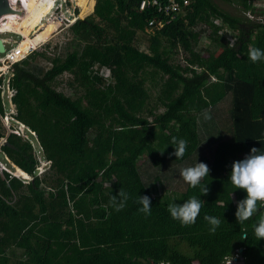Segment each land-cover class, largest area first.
I'll use <instances>...</instances> for the list:
<instances>
[{"label":"trees","instance_id":"16d2710c","mask_svg":"<svg viewBox=\"0 0 264 264\" xmlns=\"http://www.w3.org/2000/svg\"><path fill=\"white\" fill-rule=\"evenodd\" d=\"M190 1L170 24L154 28L145 51L136 45L137 34L153 19L169 16L157 9L139 12L135 0H76L82 16L95 5L93 14L71 27L79 46L51 58L47 69L33 64L44 55L38 51L14 64L16 117L37 134L43 159L52 163L46 173L55 178L37 175L43 159L29 139L11 133L2 143L1 152L32 179L0 172V264H12V256L19 258L15 264H224L239 249L244 264H264V239L256 240L253 231L259 213L237 223L236 201L246 192L228 179L233 161L252 147L264 151V61L248 58L249 47L264 50V23L245 15L253 10L252 0H223L239 3L244 16L229 13L217 0ZM35 2L27 0L25 10ZM225 27L235 42L226 38ZM204 35L210 46L201 51ZM178 48L184 64L171 61L170 50ZM104 68L109 77L102 75ZM64 72L74 75L78 95L54 86ZM222 105L225 112H217ZM211 131L218 133L212 142ZM172 137L187 141L180 159L172 155ZM200 147L209 148V155ZM195 158L210 169L199 186L183 180L174 198L151 196L142 164L166 173L167 164L189 166ZM120 188L129 198L116 211L110 194ZM138 195L150 197V215L138 210ZM191 196L204 206L196 222L184 226L167 208ZM206 214L221 220L214 234ZM245 231L248 238L242 239Z\"/></svg>","mask_w":264,"mask_h":264},{"label":"rangeland","instance_id":"374dc122","mask_svg":"<svg viewBox=\"0 0 264 264\" xmlns=\"http://www.w3.org/2000/svg\"><path fill=\"white\" fill-rule=\"evenodd\" d=\"M89 0H87L88 2ZM264 1V0H262ZM217 3L219 4V6L221 8H223L224 10L228 11L229 13L235 15L236 13H238V15H242L244 16L243 12H241V6L239 3H228L225 2L223 0H217ZM261 2L259 0H255L254 2V6L257 5H261ZM53 4V0H39L37 1L34 5H33V9L31 11H26V13H24L19 20H12L14 22L11 21H7L6 23L10 25V27L15 30L16 32H21L24 36V38L20 41V44H23L27 38L35 36L36 34L42 33L45 34L47 36L48 33V38H47V42H45L44 44H40V47H38V49L34 50V51H29L30 47L36 45L33 43H29L28 45H26V47H22L21 45V56L26 55L25 58H28V56L32 53H34L35 51L38 52H44V55H37L35 59L32 60L34 65L39 66L40 68L43 69H47L49 68L52 63H51V58H54L55 56H65V54L67 52H70L72 50H74L76 47H78V41L75 39L74 37V33L71 27H68L66 29H61L58 33H54L55 35H51L50 34L54 31V26L52 25H46V23H44L43 25H41L38 29H36L35 31H33V29L36 27V25L40 22V20L44 17V15H46L50 8L51 5ZM71 4L74 5L76 8L78 7V12H76L78 14V17L80 19L82 18H86L88 16H90L91 14L94 13V8L92 11H90L88 14L85 15H81V7L79 5L76 4V0H71ZM95 4H96V0H95ZM248 12H246L245 14L247 15ZM259 13H262V16H264V11H260ZM250 19V18H249ZM253 20V19H251ZM216 23H218L216 21ZM204 27L203 25H200L197 29H200ZM31 31H33L32 35L30 34ZM223 32H225V36L226 38H228L230 41L235 42L236 39L235 38V34L229 30L227 27H225L223 29ZM154 33V29H148L146 32H139L137 34V43L136 45L138 47H140L141 50H148V47L150 45V37L151 34ZM5 37V38H10L13 37L12 39H16L19 40L20 37L19 36H14V34L12 33H0V37ZM56 36V37H55ZM208 35H204L200 38V42L197 46L198 50L204 51L206 50L210 45V41L207 38ZM16 43L13 42V44H7V49H9L12 45H15ZM209 45V46H208ZM170 52H172V62H181L184 64L185 62L183 61L184 58V54L182 49L178 48V49H171ZM4 53H1L0 56H3ZM205 55H207V53H205ZM23 58V59H25ZM22 61V60H21ZM2 67H5L3 70H0V79L2 81H0V96H1V100H2V104L3 107L5 109V113L4 114H0V131L4 134V137L0 140V147L2 145V143H4L7 139V137L11 134V133H17L19 132V134H21V136L24 139H29L35 148V151L38 153V155H40V158L43 159L42 157V151H41V146L39 144V140L37 137V134L34 131H31L28 126L26 124H24L23 122H21L20 120L17 119L16 114H17V107L16 104L14 102V95H15V90H13L10 87V80L11 77L13 76V72H14V64L11 68H8V65H5L4 63L2 64L0 62V69H2ZM101 73L104 77H109L110 75V71L108 69H102ZM54 86L58 89V90H62L64 92H66L67 94L76 96L78 95L81 90L78 89V94H75V86H77V82L74 79V75L71 72H64L62 75L58 76L54 81H53ZM73 84V85H72ZM150 87V85H148ZM157 90L159 89H153L152 90V103L151 106L154 105L155 103V98L157 96ZM225 104L228 107V109L231 108V104H232V96L229 95L228 97H226L225 99ZM158 112H163L164 108L159 107V109H157ZM220 111H224V106L222 105V109L220 107V110L217 111L220 113ZM216 112V110H215ZM225 112V111H224ZM216 114V113H215ZM212 115H214L212 113ZM150 120H152V118H150ZM201 130H202V126H201ZM202 133V132H201ZM208 134V140L210 142L213 141V138L215 137V139L218 136V133L214 131L212 133L209 132ZM204 139L206 140V138L204 137ZM200 151L201 153H206L207 155H209L210 151L209 148L207 147H200ZM45 158V157H44ZM46 159V158H45ZM43 159L42 162L39 163L38 167H37V175L38 176H42L44 177V179L48 180L49 182H51V180L53 179V177L55 178V175L53 174V172H49L46 173V170H48V168L50 167V165L52 164L51 161L49 160H45ZM196 162H200L199 159L195 158ZM7 166L8 169L10 171H12L13 173L17 174L15 172L16 168L14 163L3 153L1 152L0 149V172L3 176H5V171H3L2 166ZM188 165V164H187ZM194 165L193 163L190 164L189 166ZM184 165H179V166H174V164H167L166 169L168 170L166 173H170V176L172 178H168L166 180V173L163 171H157V169H151L149 168V166H147L146 164H142L143 169H145L146 173H145V178L148 181V185L151 191V196L154 199H159L161 197H164V195L166 196H171L170 198H174L172 196H174V192L175 190H180L182 191L184 189V184H183V178L182 180H180V175H179V169L181 167H183ZM185 167V166H184ZM3 171V172H2ZM164 172V173H163ZM156 175H161L162 177V181H157L155 180ZM20 176V175H19ZM31 177V176H30ZM54 180V179H53ZM52 180V181H53ZM27 182V181H24ZM176 187V189H175ZM175 189V190H174ZM18 250V254L22 255V250L21 249H17ZM11 251V250H10ZM18 256L13 257L12 256V264H15L18 261Z\"/></svg>","mask_w":264,"mask_h":264},{"label":"clouds","instance_id":"9594fccd","mask_svg":"<svg viewBox=\"0 0 264 264\" xmlns=\"http://www.w3.org/2000/svg\"><path fill=\"white\" fill-rule=\"evenodd\" d=\"M248 58L253 62L264 61V50L258 47H249ZM23 60V59H22ZM19 62V61H18ZM205 119H211V116L205 113ZM152 124L151 122H149ZM171 145H175V151L172 153L177 159L185 155L187 149V141L185 139H177L172 137ZM17 167V165H15ZM5 171V170H4ZM3 172V171H2ZM8 172V171H7ZM210 169L204 162H196L193 166H185L179 169V175L183 180L193 188L201 184V181L209 176ZM15 174V173H14ZM14 176L22 178L29 182L32 177L26 178L15 174ZM228 179L234 189H242L246 192V196L236 201L235 217L238 224H243L259 213L258 221L253 225L256 240L264 239V151L259 148L252 147L243 159L235 160L231 164V171ZM208 188L206 184L201 188V194H207ZM128 193L123 189H119L116 195L110 194V203L115 207L116 211L122 210L128 200ZM141 207L138 209L145 215L151 214V199L147 195H138L137 201ZM204 201L196 196H191L182 203H170L168 212L172 219L177 220L181 225L188 226L196 222ZM204 220L209 224V232L215 233L220 226L221 220L216 216L205 215ZM245 231L242 239H247Z\"/></svg>","mask_w":264,"mask_h":264},{"label":"built area","instance_id":"2783aa9c","mask_svg":"<svg viewBox=\"0 0 264 264\" xmlns=\"http://www.w3.org/2000/svg\"><path fill=\"white\" fill-rule=\"evenodd\" d=\"M26 0H7L8 5L10 7V11L7 13H3L0 15V29H8L6 28L7 26V21H12V20H19L20 16L25 12V8L23 4L25 3ZM261 5L254 6L255 0L250 1L251 4L253 5V10H248L247 12V17L250 19H253L254 21H258L261 23H264V16H262L260 11H264V1L259 0ZM137 9L139 12H143L147 9H157L159 13H164L166 16H169V20H165L162 17H157L153 19L149 23V29H154V28H163L166 25L170 24L172 20L175 19L176 16L184 12V9L190 4V0H184L183 4L178 3L175 0H168L167 4L163 3V0H135ZM79 19L78 14L76 13V7L71 4V0H53V4L49 10V12L44 15V17L40 20V22L36 25V27L33 29L35 31L38 29L41 25L46 23L47 21H52L53 23H57L59 26L56 31H53L51 35H55L58 33L61 29H66L68 27H72V25ZM32 31V33H33ZM0 33H12L16 34L17 36L20 37L19 40L12 39L10 38H5L1 37L3 40V43L5 45V52H3V56H0V62L5 65H8V68H11L13 64H15L18 61H21L23 58L26 57V55L21 56V50L19 48L20 46V41L24 38L23 34L21 32H13L12 30H4ZM55 33V34H54ZM32 35V34H31ZM56 37V36H55ZM48 37H45L43 40L38 42L37 45H34L30 47L29 51H34L40 47V44H44L47 42ZM15 42V45H12L9 49H7V44H13ZM1 54V53H0ZM1 72V71H0ZM16 134H19L17 132ZM3 171H8L11 176H14L15 174L8 169L7 166H2ZM238 254L235 255L233 258L226 259V264L230 259L232 260H237Z\"/></svg>","mask_w":264,"mask_h":264},{"label":"bare ground","instance_id":"6f19581e","mask_svg":"<svg viewBox=\"0 0 264 264\" xmlns=\"http://www.w3.org/2000/svg\"><path fill=\"white\" fill-rule=\"evenodd\" d=\"M27 1V0H26ZM25 1V2H26ZM37 1H39V0H36V2ZM35 2V3H36ZM25 4V3H24ZM23 4V5H24ZM52 6V5H51ZM31 9H33V8H31ZM23 15V14H22ZM21 15V16H22ZM20 16V17H21ZM11 22H14V21H11ZM46 25H52V26H54V31H56L57 30V28H58V24L57 23H53L52 21H48L47 23H46ZM7 27L6 28H8V29H0V32H2V31H4V30H12L13 32H16L15 30H13L11 27H10V25L9 24H7L6 25ZM2 34V33H1ZM30 34H32V31H31V33ZM14 36H15V34H14ZM17 36V35H16ZM47 36H48V33H47ZM45 34H42V33H39V34H36L35 36H32V37H29V38H27L26 39V41L23 43V44H20V46H19V48L21 49V45H22V47L24 48V47H26V45H28L29 43H33V44H38V42H40L41 40H43L45 37H47ZM4 37V36H3ZM13 38V37H12ZM5 67H2V69H0V70H3ZM15 165V164H14ZM15 168H16V170H15V172L18 174V175H21V176H23V177H26V178H28L29 177V174L27 173V172H25L24 170H22L21 169V167H19V166H15Z\"/></svg>","mask_w":264,"mask_h":264},{"label":"water","instance_id":"95a60500","mask_svg":"<svg viewBox=\"0 0 264 264\" xmlns=\"http://www.w3.org/2000/svg\"><path fill=\"white\" fill-rule=\"evenodd\" d=\"M10 10L11 9L8 5L7 0H0V15L3 13H7ZM82 19H85V18H82ZM5 50H6L5 45L3 43L2 38L0 37V53L5 52ZM238 253L239 255H238L237 260L230 259L226 264H244V259H243V256L241 255L242 249H239Z\"/></svg>","mask_w":264,"mask_h":264}]
</instances>
